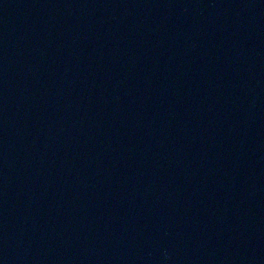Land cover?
<instances>
[{"label": "water", "instance_id": "1", "mask_svg": "<svg viewBox=\"0 0 264 264\" xmlns=\"http://www.w3.org/2000/svg\"><path fill=\"white\" fill-rule=\"evenodd\" d=\"M0 264H264V0H0Z\"/></svg>", "mask_w": 264, "mask_h": 264}]
</instances>
